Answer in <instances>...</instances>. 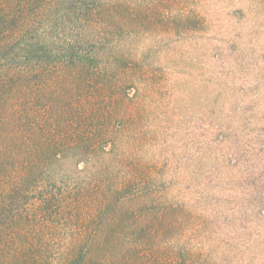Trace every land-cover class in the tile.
<instances>
[{
	"label": "rangeland",
	"instance_id": "1",
	"mask_svg": "<svg viewBox=\"0 0 264 264\" xmlns=\"http://www.w3.org/2000/svg\"><path fill=\"white\" fill-rule=\"evenodd\" d=\"M29 9L24 42L0 39V197L28 196L0 259L264 264V0Z\"/></svg>",
	"mask_w": 264,
	"mask_h": 264
},
{
	"label": "trees",
	"instance_id": "2",
	"mask_svg": "<svg viewBox=\"0 0 264 264\" xmlns=\"http://www.w3.org/2000/svg\"><path fill=\"white\" fill-rule=\"evenodd\" d=\"M65 5H67L70 0H63ZM32 4L36 5H50V0H0V39L4 38V31L7 27L13 28L10 31H14V34H18V37L22 42L25 40V35L27 34L28 27L26 26V23L28 21V17L31 16L29 6ZM80 20L87 22L88 14H86L84 11H80ZM39 14L38 12H36ZM28 16V17H27ZM78 16V15H77ZM65 19H68V12L64 15ZM78 19V18H77ZM20 22V24H18ZM6 32V31H5ZM38 52V50H37ZM85 54L80 55L79 59V66L81 75L82 73H85V71H88L89 68V62L95 61L96 59H93V55L90 53H87V58H84ZM95 58V57H94ZM97 63V60L95 61V64ZM0 83H1V77H0ZM79 153L82 154L85 150V143L86 141H80L79 142ZM40 147H35V149H40L39 159L48 160L49 157H55L58 154V149H54L51 151V147H44V145L39 144ZM38 146V145H37ZM33 174V172L28 173ZM28 175V176H29ZM27 176V177H28ZM30 178L27 180V185L31 183V180L33 179L34 175H30ZM25 189L23 187L18 188L17 190H2L3 195L0 197V249H16L17 246L22 245V236L15 237V242H12V239L10 234H6L3 232V228L7 226V228H11V222H14V220L11 218V206L15 203V197L19 200H21L22 203L27 202L28 203V196H26ZM53 193H47V194H41L40 197H34V199L37 200L38 204L41 205V209L44 213L47 212L48 206L51 205L52 201L55 199L53 198ZM27 200V201H26ZM50 215V214H49ZM22 219V216L19 215L18 221ZM15 223V222H14ZM4 226V227H3ZM20 235V234H17ZM16 236V235H15ZM5 237L6 239L3 240L2 238ZM20 249V248H18ZM77 250V249H76ZM88 251H85V253H82V251H73V254L70 256L68 254V257L64 259L63 264H92V257L91 255L87 254ZM10 253H0V257H5L7 260H10L11 257L9 256ZM3 259H0V264H13L10 261H2Z\"/></svg>",
	"mask_w": 264,
	"mask_h": 264
}]
</instances>
